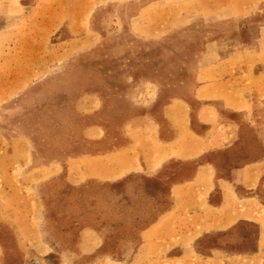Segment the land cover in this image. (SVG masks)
Wrapping results in <instances>:
<instances>
[{
  "label": "rangeland",
  "instance_id": "rangeland-1",
  "mask_svg": "<svg viewBox=\"0 0 264 264\" xmlns=\"http://www.w3.org/2000/svg\"><path fill=\"white\" fill-rule=\"evenodd\" d=\"M245 32L255 43L263 35L264 0H0V215L20 218L13 220L25 233L20 239L35 254L54 250L41 264H264L257 223L202 234L196 216L205 212L206 195L198 188L183 189L173 206L169 185L191 178L196 161L99 181L86 179V167L70 158L131 143L132 157L157 154L152 133L171 128L161 106L182 97L196 105L200 56L210 43L240 47L232 39ZM88 93L103 100L100 109L97 100L86 103ZM255 101L253 126L243 128L253 155L213 157L225 177L235 165L261 159L264 97ZM191 123L196 126L194 113ZM91 124L104 127L103 142L90 138ZM18 134L31 137L28 152L10 144ZM54 162L57 178L28 175L29 168ZM149 228L178 232L173 244L187 231L190 251L167 252L163 236L135 259L140 232ZM87 232L103 243L92 254L83 253ZM15 239L0 221V243L13 250ZM27 260L38 264L32 254ZM4 264L22 259L11 251Z\"/></svg>",
  "mask_w": 264,
  "mask_h": 264
},
{
  "label": "crops",
  "instance_id": "crops-1",
  "mask_svg": "<svg viewBox=\"0 0 264 264\" xmlns=\"http://www.w3.org/2000/svg\"><path fill=\"white\" fill-rule=\"evenodd\" d=\"M246 8L248 5L243 10ZM237 36L232 40L236 43L242 42L240 47L236 44L227 49L222 42L210 43L211 47L200 56L201 62L194 71V77L197 80L193 88L194 99H197L196 105L182 97L171 99L161 106L162 113L171 128L167 129L163 136L160 128L152 133L157 154L152 153L148 156L141 154L140 157L136 155L132 157L129 154L131 151L126 150L133 146L131 143L129 147L115 150L102 149L97 152L87 151L72 155L70 158L73 165L79 164L86 167V179L115 181L133 172L144 171L154 174L164 165H181L186 161L194 160L196 162L193 167V176L189 179L173 181L169 185L173 206L176 204L177 195L183 189L198 188L206 195V200L201 203L206 205L205 212L202 213L200 209L196 216L203 228L202 234L226 230L242 221H253L259 225V238L261 242L262 238L264 241V150L259 154L261 156L259 161L250 162L247 159L242 165H235L229 170L228 177L219 173L217 161L213 159L214 156L224 151H232L234 152L232 155L235 156L250 157L253 155L248 148V136L243 134V130L253 126L254 109L257 103L255 95L257 98L264 97V32L262 37H258L256 43L252 35L248 37L247 32H245V37L239 35V38L242 37L240 40ZM69 40L72 41L70 44H77L73 42L74 38ZM63 42L66 43V41L60 43ZM18 83L16 81L12 86H18ZM84 100L87 104L97 100L99 109L103 105V100L94 93H88ZM97 110L92 109V111ZM192 113L196 118L194 127L191 123ZM148 118L157 121L153 112L149 113ZM86 130L91 139L104 141L106 132L101 125L91 124ZM9 142L13 147L18 148L17 152H28L32 140L25 134H18L11 135ZM239 149L240 152L237 151ZM31 155L33 156L32 152ZM28 170V175L37 173L41 181H45V178L42 179L45 175L57 178V162L41 163L34 172V168ZM256 190H260V193L256 194ZM256 210L263 211V214H257ZM170 212L168 211L166 215ZM11 217L4 218L0 215V221L12 227L16 238L13 250L9 248L8 250L4 244L0 243V264H4V258L11 251L18 253L22 264H29L27 259H30L31 254L36 263L44 262L45 257L54 250L49 248L46 253L35 254L36 250L24 244L20 239L25 236V233L13 222L20 218L17 215ZM24 220L29 221L28 218ZM25 229L29 234V228ZM175 233L170 228L165 232H157L155 228L143 229L140 232L143 241L138 247L135 259L147 248L157 247V240L163 236L167 240L164 245L168 246L167 252H172L177 247H180L182 253L189 252V247L186 245L187 231H183L179 242L173 244L172 238ZM88 234L90 239L84 242V254L96 252L103 244L100 239L96 240L98 234L87 232ZM260 247L261 251L264 250V246ZM105 258L102 257L100 260L106 261ZM169 258H177V256L171 255ZM115 262L129 264V261L125 259H117ZM133 263L137 264L134 261Z\"/></svg>",
  "mask_w": 264,
  "mask_h": 264
}]
</instances>
